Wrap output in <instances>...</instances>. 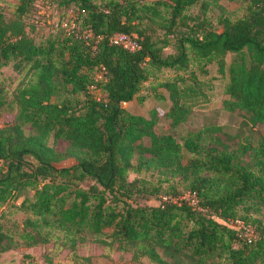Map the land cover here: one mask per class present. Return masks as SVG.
<instances>
[{"label":"trees","instance_id":"16d2710c","mask_svg":"<svg viewBox=\"0 0 264 264\" xmlns=\"http://www.w3.org/2000/svg\"><path fill=\"white\" fill-rule=\"evenodd\" d=\"M204 1L58 0L57 6L74 13L75 26L57 25L37 43L24 21L33 0H19L12 20L0 13V68L11 64L28 75L6 105L15 107L13 121L0 128V207L32 191L15 207L25 215L21 227L5 232L0 225V254L14 241L30 247L62 238L73 248L87 234L132 247L134 262L264 264V224L246 216L264 205V136L253 146L214 124L181 141L157 132L161 117L176 128L188 113L170 85L162 116L151 110L144 118L121 106L134 99L149 70H184L191 54L195 61L214 62L221 74L231 54L222 108L264 130V0H227L241 2L243 13L220 20L219 32L189 28L174 35L186 27L187 12ZM114 34L135 35L139 49L111 46ZM169 35L176 37L174 53L163 56ZM24 126L33 133L25 134ZM49 137L67 142L63 153L47 145ZM66 158L75 163L55 167ZM141 170L155 171L163 182L177 179L195 209L172 186L156 205L139 203L160 193L153 182L127 181L128 172ZM234 220L254 229L253 242L227 225Z\"/></svg>","mask_w":264,"mask_h":264},{"label":"rangeland","instance_id":"374dc122","mask_svg":"<svg viewBox=\"0 0 264 264\" xmlns=\"http://www.w3.org/2000/svg\"><path fill=\"white\" fill-rule=\"evenodd\" d=\"M57 1L33 0L31 16L25 18L24 21L25 31L34 42H41L48 34H53L59 23L75 26V16L72 10H65L57 6ZM18 2L19 0H0V13L5 21L14 19L13 13ZM243 8L244 5L241 2L227 0H218L213 5L207 3L206 0L203 3H196L187 12L189 19L186 20V27L178 28L174 35H185L189 28L192 29V32L197 33L205 29L219 32L221 30L219 21L223 18L230 20L239 18L243 13ZM155 31L158 36L162 35V30L156 29ZM174 35L168 36L169 45L162 49L163 56L174 53L176 38ZM188 58L189 62L184 70H149L146 81L140 84L134 99L121 106L129 113L144 118L148 117L151 110H156L160 114L164 113L170 103L167 88L170 85L179 97V105L185 107L188 113L185 120L179 123L176 128L169 127L168 120L161 117L155 127L157 132L171 134L181 141L187 132L214 124L221 127L227 134L239 135L241 140L246 139L251 145L256 146L259 139L264 136L263 128L245 124L238 115L222 108V101L225 99L224 87L227 82L226 68L232 60V55H225V69L221 74L218 73L214 62L195 61L191 54L188 55ZM27 78L28 75L25 72H16L11 64L0 68V97L4 101V106L0 109V128L13 121L16 115L15 107L12 105L8 108L6 105L12 99L17 88ZM88 90L96 98L102 97L99 91L91 88ZM64 96L71 97L68 93ZM23 131L27 135L33 133L29 126H24ZM46 143L56 153H63L67 148V142L61 139L49 137ZM144 143L146 144L147 141L144 140ZM74 163L72 158H66L56 163L55 167H69ZM132 164H135V158L132 159ZM158 175L155 171L128 172L127 181L143 179L155 183L160 188L159 194L151 196L149 200L139 199V203L156 205L157 200L169 186L184 193L185 188L177 179L163 182L162 179H158ZM31 195V190H25L16 201L8 202L0 207V225L3 231L9 232V230L21 227L25 215L21 211L15 210V207L19 206L23 197L30 198ZM187 195L184 193L182 197ZM237 214L239 217L243 216L241 211H238ZM246 214L249 220H259L264 224V205L261 206L258 213L248 212ZM227 225L231 227V222H228ZM12 227L14 228L12 229ZM58 236L60 237V235ZM79 238L73 248L62 245V238L49 239L45 244L30 247L20 241H14V245L9 250L0 254V264H152L145 258L134 262L131 259L132 247L103 244L87 234H83ZM13 239L15 240V235Z\"/></svg>","mask_w":264,"mask_h":264},{"label":"built area","instance_id":"2783aa9c","mask_svg":"<svg viewBox=\"0 0 264 264\" xmlns=\"http://www.w3.org/2000/svg\"><path fill=\"white\" fill-rule=\"evenodd\" d=\"M58 26L62 29L69 30L74 26L73 24L66 25L65 23H59ZM111 46L120 47L128 52H134L139 49L137 38L135 35H125V34H114L108 40ZM182 200L188 203L189 206L195 209L196 201L189 195L181 197ZM199 210L198 208H196ZM200 211V210H199ZM231 229L238 232L246 243H251L256 237L254 229L247 223L241 220H234L231 222Z\"/></svg>","mask_w":264,"mask_h":264}]
</instances>
